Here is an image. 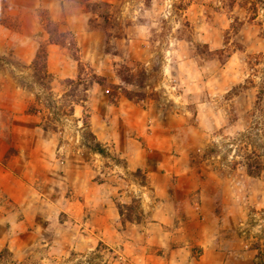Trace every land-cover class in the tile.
I'll use <instances>...</instances> for the list:
<instances>
[{
    "label": "rangeland",
    "instance_id": "1",
    "mask_svg": "<svg viewBox=\"0 0 264 264\" xmlns=\"http://www.w3.org/2000/svg\"><path fill=\"white\" fill-rule=\"evenodd\" d=\"M249 2L0 0V252L26 264H260L264 171L241 165L244 148L264 164V103L250 115L264 11ZM41 49L50 79L34 65ZM168 158L187 160L168 182L184 198L175 210L144 188Z\"/></svg>",
    "mask_w": 264,
    "mask_h": 264
},
{
    "label": "trees",
    "instance_id": "2",
    "mask_svg": "<svg viewBox=\"0 0 264 264\" xmlns=\"http://www.w3.org/2000/svg\"><path fill=\"white\" fill-rule=\"evenodd\" d=\"M94 5H97V3H95ZM106 5V4H104ZM250 5V10L252 11V15H255L260 8H262V10L264 11V0H251V2H249ZM105 33V36L108 37L110 36L107 32L103 31ZM49 34H51L50 31H48ZM262 58H264V55L262 56ZM47 62V52L45 51V49H41L37 52L35 60H34V65L35 67H40V71L44 72L45 77L47 78H52L50 74L47 73L46 65ZM128 74L129 70L126 69L125 70ZM123 71L120 72V76L122 77V79L124 81H129L127 80L124 76H122ZM93 79L95 80V82L99 85H106L107 84V80L105 77H97V76H93ZM250 83L254 86L255 82L253 80H250ZM258 93H257V99H256V103H255V112L251 113L250 115H253L254 117L258 116V113L263 114V103H264V72H263V76L260 80V83L258 84ZM125 96L127 99L134 101V100H139L141 99L142 95L141 94H135L132 92H129L127 90H125ZM264 124V117H263V122L261 120V116L258 118L257 121L254 122V126L256 128H259V126ZM244 138L249 140V136H245ZM251 139V138H250ZM240 142H243L244 139H240ZM94 151L103 154L104 151L101 149L100 144H96L94 146ZM245 150L247 152H245ZM242 158H244L243 162L241 163L242 167L246 170L247 175L251 176V177H260V174H262V172L264 171V164L263 162H261V160L259 158H261L262 156L260 155L259 152L256 151H250L247 150V148H244V153L243 155H241ZM125 205H119L118 209H119V214L121 216L124 215L123 212V208H125ZM127 220L129 219V216H127ZM258 255H257V259H259L260 264H264V252L259 249L258 250ZM0 264H26L23 262L17 263L13 260V256L12 254L9 252V250L7 249H3L0 252ZM28 264V263H27ZM32 264V263H30Z\"/></svg>",
    "mask_w": 264,
    "mask_h": 264
},
{
    "label": "crops",
    "instance_id": "3",
    "mask_svg": "<svg viewBox=\"0 0 264 264\" xmlns=\"http://www.w3.org/2000/svg\"><path fill=\"white\" fill-rule=\"evenodd\" d=\"M51 3L53 2L50 1V4ZM124 138L125 141H127L128 133L124 135ZM128 159L130 160V162H132L131 159L133 158L130 157ZM168 159H171V161H169V164L162 162L161 164L153 165L156 166L157 169L148 168V174L150 176L151 183H149V186H145L144 188H147L151 192L152 195L151 200L154 201V204H156L158 209L175 210V208L177 209L179 205L184 204V198H179L177 196L172 197L171 194L168 193L169 190L168 182L172 178H179V177L182 178V176L187 175V160L186 158H168ZM133 163L135 162L133 161ZM175 187L176 190H179L181 186L179 184L176 185ZM155 196L158 199H156Z\"/></svg>",
    "mask_w": 264,
    "mask_h": 264
}]
</instances>
